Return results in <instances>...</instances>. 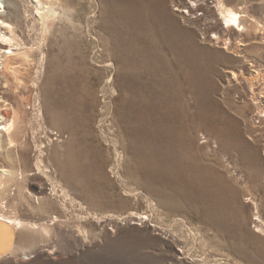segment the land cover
<instances>
[{"label":"rangeland","instance_id":"obj_1","mask_svg":"<svg viewBox=\"0 0 264 264\" xmlns=\"http://www.w3.org/2000/svg\"><path fill=\"white\" fill-rule=\"evenodd\" d=\"M57 1L68 14L46 36L26 31L25 80L40 82L22 93L42 114L26 107L36 130L25 129L23 163L18 150L0 161L23 166L50 214L97 224L94 243L43 241L0 264H264V118L232 76L264 71L254 34L241 37L252 66L210 41L204 8L194 20L176 10L188 0ZM227 2L264 24V0Z\"/></svg>","mask_w":264,"mask_h":264},{"label":"bare ground","instance_id":"obj_2","mask_svg":"<svg viewBox=\"0 0 264 264\" xmlns=\"http://www.w3.org/2000/svg\"><path fill=\"white\" fill-rule=\"evenodd\" d=\"M213 2L215 5L211 7L208 0H188L186 4L177 6L176 10L186 13L183 16L189 20H194L198 18L195 15L197 11L204 8L207 24L205 33L218 30L211 36L210 41L215 44L222 42L225 49L233 50L243 62H249L253 66L243 55L241 46L245 45L246 40L241 37L244 33H253L258 45L264 48V24L251 18L244 7L230 5L227 0ZM62 14H68L67 8H60L57 0H0V159L3 161H14L12 152L18 150L16 157L23 163L20 150L26 146L25 129L30 124L33 130H36L35 123L32 122L36 120L28 118L29 110L26 107L31 105L34 118L42 114L39 102L33 104L31 97L22 93L24 89L37 88L40 82L39 75L32 79V86L28 87L25 80L27 73H24L26 69L23 68L33 62L35 51L26 31L32 22L40 25L42 34L46 36ZM29 15L33 16L31 20ZM234 35L239 38L236 44L232 43ZM232 76L236 81L243 79L251 86L259 114L264 118V71L255 69L247 76L244 72L232 70ZM260 81V91L255 92L254 87ZM47 131L46 135L51 139ZM41 162V157H37L36 165L39 168ZM26 182L22 165H2L0 161V257L6 252L30 255L32 252L29 250L36 248L43 241L60 242L59 239L68 237H73L74 241L84 248L94 243V236L88 233V223L80 218L79 224L74 227L66 215L50 214L45 204V191L39 190L38 193L37 188L32 191ZM53 193L55 194L54 188L50 194ZM68 196L66 192L65 199L60 200L66 208L69 204L75 205L74 200L68 199ZM252 200L259 209L260 204L256 198L252 197ZM258 218L260 220L256 226L264 231L260 210ZM143 219L146 220L147 216L140 217V220ZM89 227L93 232L97 224L91 223Z\"/></svg>","mask_w":264,"mask_h":264}]
</instances>
